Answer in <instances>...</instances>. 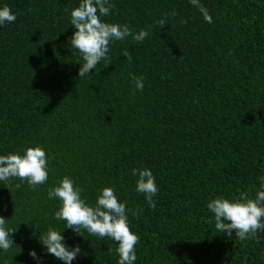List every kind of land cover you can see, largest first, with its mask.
<instances>
[{"label":"trees","instance_id":"obj_1","mask_svg":"<svg viewBox=\"0 0 264 264\" xmlns=\"http://www.w3.org/2000/svg\"><path fill=\"white\" fill-rule=\"evenodd\" d=\"M78 3L0 0L15 13L0 26V154L39 144L48 157L44 184L0 182V216L14 231L0 264H34L30 249L62 264L42 253L48 227L79 246L72 264H117V242L54 218L59 201L47 191L64 176L89 204L103 187L126 202L135 264H264V230L229 237L206 207L254 198L264 176V0H200L211 23L191 0H111L102 19L148 35L112 42L110 61L83 78L68 42ZM133 168L155 176L154 207L135 191Z\"/></svg>","mask_w":264,"mask_h":264},{"label":"clouds","instance_id":"obj_2","mask_svg":"<svg viewBox=\"0 0 264 264\" xmlns=\"http://www.w3.org/2000/svg\"><path fill=\"white\" fill-rule=\"evenodd\" d=\"M204 19L211 23L212 17L203 7L200 0H191ZM114 4L111 0H79L78 6L70 12V24L73 27L72 35L68 38L70 47L76 50L82 63L78 69V76L83 78L89 75V70L95 69L103 60L110 61V44L122 41L132 36L136 41H143L148 31L141 29L138 32L127 24L108 22L102 17L111 14ZM174 14V13H173ZM15 20L9 6H0V26ZM165 25L164 20L158 22ZM124 55L131 62L132 58L127 51ZM135 88L143 90L144 77H133ZM132 174L137 177L135 191L143 193L150 207H154L153 197L157 194L155 176L149 168H133ZM19 178L32 188L44 184L48 180V157L46 150L39 144L29 146L21 152L0 154V182H11ZM19 187V185H16ZM82 188L75 185L72 178L62 177L55 185L48 188L49 200H58L59 208L54 212L57 221H64L65 228H71L80 235L85 230L90 235L101 238L108 237L117 242L115 252L118 255L117 264H135L137 256L135 245L139 240L137 233L130 230L126 202L119 201L113 187L101 188L93 204H89L81 197ZM207 209L213 214L215 229L227 236L234 234L240 239L251 238L258 230H264V176L260 177V190L254 198L246 194L228 199L215 197L208 201ZM143 209L132 211L137 215ZM7 220L0 216V253L7 252L13 245L11 233L14 231L7 226ZM39 237V238H38ZM37 239L42 253L50 254L62 264H72L80 253L78 245L69 246L64 242L62 231L55 227H48L39 233ZM29 256L34 264H43V255H38L34 249L29 250Z\"/></svg>","mask_w":264,"mask_h":264}]
</instances>
